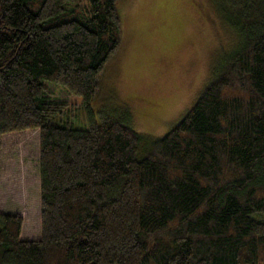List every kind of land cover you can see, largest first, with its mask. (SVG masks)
<instances>
[{
	"label": "trees",
	"instance_id": "trees-1",
	"mask_svg": "<svg viewBox=\"0 0 264 264\" xmlns=\"http://www.w3.org/2000/svg\"><path fill=\"white\" fill-rule=\"evenodd\" d=\"M118 1L0 0V135L40 130L42 224L0 211V264H264V0H214L240 45L162 136L91 107Z\"/></svg>",
	"mask_w": 264,
	"mask_h": 264
},
{
	"label": "rangeland",
	"instance_id": "rangeland-1",
	"mask_svg": "<svg viewBox=\"0 0 264 264\" xmlns=\"http://www.w3.org/2000/svg\"><path fill=\"white\" fill-rule=\"evenodd\" d=\"M118 9L121 41L100 74L91 103L95 119L108 114L162 136L193 106L224 56L239 47L240 34L222 20L214 0H119ZM46 84L51 98L68 102L60 119L84 125L83 98ZM147 152L142 143L138 156ZM0 211L24 217L23 238L42 235L39 129L0 135Z\"/></svg>",
	"mask_w": 264,
	"mask_h": 264
}]
</instances>
